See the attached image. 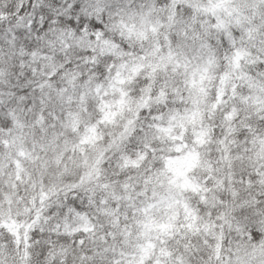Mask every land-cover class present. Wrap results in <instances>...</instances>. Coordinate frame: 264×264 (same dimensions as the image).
<instances>
[{
	"label": "snow or ice",
	"instance_id": "1",
	"mask_svg": "<svg viewBox=\"0 0 264 264\" xmlns=\"http://www.w3.org/2000/svg\"><path fill=\"white\" fill-rule=\"evenodd\" d=\"M0 264H264V0H0Z\"/></svg>",
	"mask_w": 264,
	"mask_h": 264
}]
</instances>
